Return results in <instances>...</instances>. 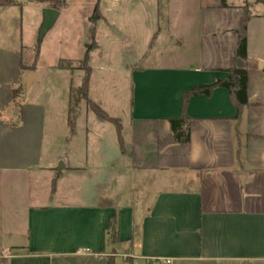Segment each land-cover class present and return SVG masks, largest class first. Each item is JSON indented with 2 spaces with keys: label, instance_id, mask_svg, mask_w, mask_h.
<instances>
[{
  "label": "crops",
  "instance_id": "obj_1",
  "mask_svg": "<svg viewBox=\"0 0 264 264\" xmlns=\"http://www.w3.org/2000/svg\"><path fill=\"white\" fill-rule=\"evenodd\" d=\"M7 1L0 0L5 264H107L109 257L115 264H264V0H226L187 26L200 49L191 62L166 54L184 39L171 32L160 0L99 1L89 99L120 120L123 146L115 124L86 100L70 112L74 76L79 88L84 70L60 69L59 60L39 68L46 35L38 38L39 57L25 60L26 40L36 49L48 4ZM246 1L242 59L237 31ZM129 30L146 33L120 46L132 57L100 56V34L110 44ZM232 66L248 71L241 117L228 89L217 87L190 97L183 119L185 93L226 79ZM31 72L36 77L24 90L22 77Z\"/></svg>",
  "mask_w": 264,
  "mask_h": 264
},
{
  "label": "rangeland",
  "instance_id": "obj_2",
  "mask_svg": "<svg viewBox=\"0 0 264 264\" xmlns=\"http://www.w3.org/2000/svg\"><path fill=\"white\" fill-rule=\"evenodd\" d=\"M97 1L98 0H66L67 9L62 12L57 24H55L52 29L47 32L44 38L41 48L43 60L39 62V68L53 63L54 61L56 62L60 59L71 58L79 61L83 58L87 45L92 42L89 28L91 26V17L95 12ZM223 1L226 0H168V2L167 0H161V5L163 6L164 10L166 12L169 11V18L172 25L171 32L184 39L182 45H172V49H170L171 51L167 50V53L166 51L165 53L168 55L170 52L174 57L180 59L188 58L190 62L192 60H196L199 57L198 53L200 49L197 47L194 41L191 42L187 39V36L184 33L185 29L187 26L194 29L200 23V20L202 19L201 17H204V15L209 12L210 7L215 5L218 6ZM227 1L232 4H238L239 2V0ZM256 1L261 2L262 0ZM37 3L40 2L37 1ZM246 5L250 7V4L247 1ZM165 24L166 22L161 23L163 29L166 27ZM140 33L130 30L124 31L121 35H118L120 38L118 42H112L110 44L105 35L100 34L99 41L103 47L101 48V55H99L102 57L108 55L109 57L114 58L116 53L119 52L121 56L129 58L132 57L131 53L120 52V50H123L120 49V46H131L134 44L136 36ZM141 35V40L144 41V36L146 33L142 32ZM36 37V49H32V47H30V44H32L34 41H31L29 38L26 40L27 46L24 58H26L25 60L28 62L30 61V54H37L39 30ZM165 45H167V41L165 42ZM163 47L164 45L162 48ZM158 49L159 48L156 50L158 51ZM128 51L132 50L129 49ZM26 77H22L24 90L27 89ZM77 80V74H75L73 81V85L75 87H77L78 84ZM75 87L73 93L74 99L77 96L76 90L78 89ZM73 108L75 109L74 104ZM3 263H5V259L0 258V264Z\"/></svg>",
  "mask_w": 264,
  "mask_h": 264
},
{
  "label": "trees",
  "instance_id": "obj_3",
  "mask_svg": "<svg viewBox=\"0 0 264 264\" xmlns=\"http://www.w3.org/2000/svg\"><path fill=\"white\" fill-rule=\"evenodd\" d=\"M17 0H8L7 4H13ZM42 3H47L49 7L55 8L60 10L65 4L66 0H37ZM99 1H97L95 12L93 16L91 17V26L89 28V32L92 38V42L89 43L86 47V51L84 53V56L81 60L75 61L72 59H60L57 67L60 69H81L85 71L84 78L82 80L81 86L76 90L77 96L74 99V88H71V95H70V102H71V108L70 112H74L75 109L74 106H78L81 101L86 100L89 107L93 110V112L101 119L110 121L115 124L117 128L118 138L120 141L121 146H123V137H122V124L118 118L111 117L108 115L100 106H98L96 103L91 101L89 99V85H90V77L92 68L90 66V53L97 47L96 43V28H97V22L101 18V12L99 9ZM220 7H227L225 1H223L220 5ZM163 8L161 5L160 0V10ZM243 16L240 23V28L238 29V36L239 41L236 49V57L247 59L248 58V22L251 17V13L249 10L248 5L244 7ZM36 57H39V46L37 50ZM22 69H25V65L22 63ZM32 69L35 68V64L31 67ZM229 75L226 79H217L213 83L210 84H202L196 87H193L191 90L185 93L184 95V102L182 107L183 116L182 118H187L186 115V107L188 104V101L190 97L196 96L199 94H205L207 96H210L214 89L217 87H225L230 92L232 99L236 105L237 108V114L235 116L236 119L241 117L242 114V108L248 104V71L246 69H241L236 66H232L231 68L226 70ZM19 92V89L14 90V95H17ZM75 100V101H74ZM177 120H173V122H176ZM69 124L72 128V131L74 130V119L73 117L69 118ZM56 189V182L53 183V192ZM115 224V219L112 221V225ZM115 239V237H114ZM5 264V263H3ZM107 264H115L114 257H109Z\"/></svg>",
  "mask_w": 264,
  "mask_h": 264
},
{
  "label": "water",
  "instance_id": "obj_4",
  "mask_svg": "<svg viewBox=\"0 0 264 264\" xmlns=\"http://www.w3.org/2000/svg\"><path fill=\"white\" fill-rule=\"evenodd\" d=\"M28 1H36V0H28ZM60 16V10L47 7L43 10V21L39 29V41L41 42L44 38V36L47 34V32L52 29V27L55 25L56 21L58 20ZM264 63H261V66H263ZM36 77V74L34 72H31L26 77V83L27 87L29 88L33 79ZM62 169H64L63 162H60L58 165V171L61 172Z\"/></svg>",
  "mask_w": 264,
  "mask_h": 264
}]
</instances>
